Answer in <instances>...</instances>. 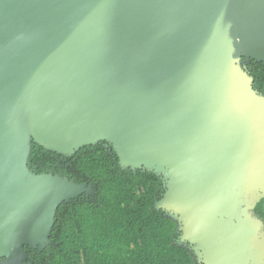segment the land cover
Wrapping results in <instances>:
<instances>
[{"label":"water","instance_id":"1","mask_svg":"<svg viewBox=\"0 0 264 264\" xmlns=\"http://www.w3.org/2000/svg\"><path fill=\"white\" fill-rule=\"evenodd\" d=\"M264 0H0V264H33L91 186L27 166L105 142L161 178L199 264H264Z\"/></svg>","mask_w":264,"mask_h":264},{"label":"trees","instance_id":"2","mask_svg":"<svg viewBox=\"0 0 264 264\" xmlns=\"http://www.w3.org/2000/svg\"><path fill=\"white\" fill-rule=\"evenodd\" d=\"M245 70L264 96V63L249 60ZM27 166L93 189L91 196L57 208L48 247H24L33 264H199L188 244L180 243L177 221L156 209L164 193L161 178L121 169L107 143L83 147L70 158L32 144ZM252 203L264 220V197Z\"/></svg>","mask_w":264,"mask_h":264},{"label":"flooded vegetation","instance_id":"3","mask_svg":"<svg viewBox=\"0 0 264 264\" xmlns=\"http://www.w3.org/2000/svg\"><path fill=\"white\" fill-rule=\"evenodd\" d=\"M258 216V215H257ZM258 218H260L259 216H258ZM260 220L263 222V224H264V220L262 219V218H260Z\"/></svg>","mask_w":264,"mask_h":264}]
</instances>
